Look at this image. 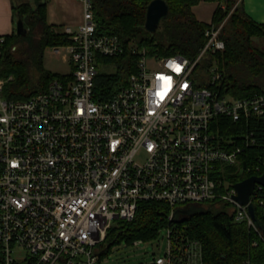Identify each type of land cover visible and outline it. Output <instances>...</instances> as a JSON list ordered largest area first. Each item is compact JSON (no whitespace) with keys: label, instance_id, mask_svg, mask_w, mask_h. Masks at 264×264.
Here are the masks:
<instances>
[{"label":"built area","instance_id":"built-area-1","mask_svg":"<svg viewBox=\"0 0 264 264\" xmlns=\"http://www.w3.org/2000/svg\"><path fill=\"white\" fill-rule=\"evenodd\" d=\"M83 2L82 22L63 30L70 42L50 47L71 64L70 74L25 99H6L3 87L13 76L0 78V264H102L110 230L149 201L166 204L169 221L187 204L228 203L234 222L261 236L248 204L233 198L231 178L257 145L264 92L223 91L217 63L203 62L225 49L224 22L205 31L195 58L130 44L135 71L104 99L96 92L98 66L117 67L109 59L127 46L100 32L92 2ZM6 37L0 35V56ZM225 119L244 129L221 134ZM250 203L264 215V186L256 185ZM166 230V252L149 264H202L199 242Z\"/></svg>","mask_w":264,"mask_h":264},{"label":"trees","instance_id":"trees-1","mask_svg":"<svg viewBox=\"0 0 264 264\" xmlns=\"http://www.w3.org/2000/svg\"><path fill=\"white\" fill-rule=\"evenodd\" d=\"M90 1L98 30L119 36L127 46L123 56L109 59L117 63V71L99 73L96 77V92L102 98L111 97L135 71L136 57L128 50L130 44L146 47L160 56L195 58L206 42L205 31L223 22L220 38L225 42V49L207 54L204 64L217 63L223 75V91L236 97L264 92L261 87L264 84V51L255 42V38L264 41V24L248 15L243 0H164L169 13L155 32L145 28L147 9L153 0ZM202 1L218 3L211 24L200 21L193 12V7ZM11 2L15 22L22 19L27 33L18 35L15 30L6 37L0 56V78L12 75L13 79L5 83L2 94L6 99H25L46 90L57 76L44 67L46 50L70 40L62 28L48 24L49 0ZM243 129V122L231 123L225 119L221 134L230 135V132ZM255 138L257 145L242 156L244 170L231 178L234 182L264 172L262 123L255 122ZM203 205L206 204H187L188 214H179L169 221L170 209L166 204L144 202L132 221H119L110 230L103 243L104 253L120 240L131 244L136 240L149 241L157 238L161 230L174 227L179 237L183 235L200 243L202 264H264V215L255 203L256 225L261 236L246 223L234 222V210L228 204L220 203L210 210L211 204Z\"/></svg>","mask_w":264,"mask_h":264},{"label":"rangeland","instance_id":"rangeland-1","mask_svg":"<svg viewBox=\"0 0 264 264\" xmlns=\"http://www.w3.org/2000/svg\"><path fill=\"white\" fill-rule=\"evenodd\" d=\"M217 7L218 4H216V2L202 1L194 6L193 9L194 13L196 14L195 16L198 19H201L205 23L211 24L213 13ZM255 42L264 51V41L255 38ZM44 67L48 71L57 74V76H63L72 72L71 64L66 62L61 55H55L52 51V48H48L44 54ZM201 69L198 70V73H201ZM116 71L117 67L115 65L98 66V72L100 74L114 73ZM9 76L10 75L3 78L6 79ZM259 78L260 77L256 79ZM198 81L199 79L196 80V82ZM261 87L264 90V84H262ZM228 205L231 206L230 204ZM217 206H219V204ZM167 243L168 240L166 229L161 230L157 238L149 241H143L137 246L128 243L123 239L120 240L119 243L113 245L108 252L103 254L102 264H149L154 255L165 254Z\"/></svg>","mask_w":264,"mask_h":264},{"label":"crops","instance_id":"crops-1","mask_svg":"<svg viewBox=\"0 0 264 264\" xmlns=\"http://www.w3.org/2000/svg\"><path fill=\"white\" fill-rule=\"evenodd\" d=\"M243 4L254 21L264 24V0H243ZM84 9L83 0H49L47 22L63 30L66 26L76 29L83 20ZM16 22L11 0H0V35H11L16 30Z\"/></svg>","mask_w":264,"mask_h":264},{"label":"water","instance_id":"water-1","mask_svg":"<svg viewBox=\"0 0 264 264\" xmlns=\"http://www.w3.org/2000/svg\"><path fill=\"white\" fill-rule=\"evenodd\" d=\"M169 13V7L164 0H153L147 9L145 28L149 32H155L159 26L161 20ZM16 30L18 35H26L27 29L25 28L24 21L18 19L16 22ZM256 185L264 186V172L261 175H252L244 180H241L235 184L236 195L233 197L241 205L249 206V212L254 221H256L255 206L250 203L251 196L255 190ZM214 207L212 204L209 210ZM190 210L188 208H178L175 210V216L179 214H188Z\"/></svg>","mask_w":264,"mask_h":264},{"label":"flooded vegetation","instance_id":"flooded-vegetation-1","mask_svg":"<svg viewBox=\"0 0 264 264\" xmlns=\"http://www.w3.org/2000/svg\"><path fill=\"white\" fill-rule=\"evenodd\" d=\"M217 205H214V207H216Z\"/></svg>","mask_w":264,"mask_h":264}]
</instances>
